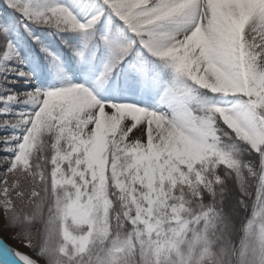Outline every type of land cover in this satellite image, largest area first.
<instances>
[{
    "label": "snow or ice",
    "instance_id": "obj_1",
    "mask_svg": "<svg viewBox=\"0 0 264 264\" xmlns=\"http://www.w3.org/2000/svg\"><path fill=\"white\" fill-rule=\"evenodd\" d=\"M0 264H264V0H0Z\"/></svg>",
    "mask_w": 264,
    "mask_h": 264
},
{
    "label": "rangeland",
    "instance_id": "obj_2",
    "mask_svg": "<svg viewBox=\"0 0 264 264\" xmlns=\"http://www.w3.org/2000/svg\"><path fill=\"white\" fill-rule=\"evenodd\" d=\"M0 241L13 250L27 251V249L21 248L16 240L12 239V232L10 230H0Z\"/></svg>",
    "mask_w": 264,
    "mask_h": 264
}]
</instances>
